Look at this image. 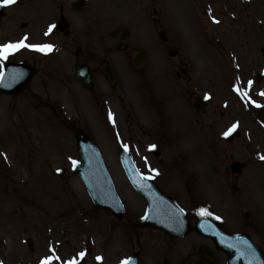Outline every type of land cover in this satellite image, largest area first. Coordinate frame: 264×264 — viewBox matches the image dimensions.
Segmentation results:
<instances>
[{"label":"rangeland","instance_id":"rangeland-1","mask_svg":"<svg viewBox=\"0 0 264 264\" xmlns=\"http://www.w3.org/2000/svg\"><path fill=\"white\" fill-rule=\"evenodd\" d=\"M119 1L86 0L82 12L72 11L74 0H16L6 6L0 44L27 36V43L56 47L50 53L23 48L0 60V72L10 62L39 70L23 94L0 96V133L16 144L9 150L0 144V189L10 195V201L0 196V261L41 264L59 256L52 264L73 259L120 264L139 253L140 264H206L199 248L213 244L193 229L184 239H172L138 226L146 203L121 166L125 145L141 172L183 208L193 227L203 217L198 210L207 208L213 215L206 217L228 232L248 234L264 253L262 117L235 91L239 85L264 105L259 95L264 80L255 82L264 73V0ZM61 16L70 23V34L55 28L46 36ZM212 19L219 21L217 28ZM161 30L166 43L158 37ZM170 49L176 57L168 56ZM139 52L148 56L143 70L133 65ZM81 63L93 74L92 91L76 79ZM106 63L116 75L114 88L101 74ZM181 68L188 69L190 82L178 76ZM197 100L207 103L205 113L195 110ZM236 122L241 136L226 142L223 132ZM74 129L85 131L100 149L126 209L123 220L95 207L80 183L72 163L80 161ZM153 144L157 147L150 149ZM26 153L29 160L21 165L15 158ZM234 163L246 167L234 175ZM31 166H45V181L34 183L35 189L28 181ZM20 180L26 181L22 187ZM245 212L253 216L250 225L243 221ZM220 257L226 264L227 256Z\"/></svg>","mask_w":264,"mask_h":264},{"label":"water","instance_id":"water-1","mask_svg":"<svg viewBox=\"0 0 264 264\" xmlns=\"http://www.w3.org/2000/svg\"><path fill=\"white\" fill-rule=\"evenodd\" d=\"M3 9L4 7H0V15ZM58 27L61 30L67 28L64 19ZM126 37L127 34H124L123 40ZM160 37L162 40L167 39L164 32L160 33ZM170 55L172 56L174 53L171 52ZM145 63L146 56L144 54L138 55L135 61L136 67L142 68ZM102 72L109 83L114 86L115 77L110 66H105ZM36 73L37 70L29 65L9 64L3 71L4 80L3 84H0V95L16 96L22 93ZM180 74L189 80L187 70L183 69ZM14 75L18 77L15 80L12 79ZM77 78L85 88L91 89L93 87V79L86 65H81L77 68ZM253 107L264 117L263 107ZM196 108H202V105L197 104ZM74 134L83 160V163H77L75 165L80 180L87 188L89 195L97 206L110 211L114 216L122 219L125 214L124 207L116 193L98 149L84 132L76 130ZM234 137H239V133L236 132L230 137H227V140L231 141ZM121 161L133 187L147 202L146 216L140 225L142 227L162 230L170 236L184 237L190 230V222L185 214L180 212V208L170 198L165 196L150 178H142L144 176L141 175L125 149H122ZM241 168L242 166L239 164H234L232 171L238 173ZM244 220L247 223L251 222L249 213L244 215ZM196 230L204 237H211L218 250L229 254L230 257L227 264H264L263 255L248 236L230 235L222 230L215 222L207 218H202L198 221ZM201 253L209 263H218L216 254L208 248L203 247ZM129 260L130 264H138L137 255Z\"/></svg>","mask_w":264,"mask_h":264},{"label":"snow or ice","instance_id":"snow-or-ice-1","mask_svg":"<svg viewBox=\"0 0 264 264\" xmlns=\"http://www.w3.org/2000/svg\"><path fill=\"white\" fill-rule=\"evenodd\" d=\"M16 3V0H0V7H4V6H11L14 5ZM215 19V18H214ZM217 23H219V21H216ZM56 28L55 24H50L48 26V30L45 32V35H49L53 32V30ZM27 36H25L23 39L19 40L18 42L15 43H6V44H0V60H7L9 59V56L14 54L16 51L23 49V48H28L31 49L33 51H38L41 53H50L55 49V45L51 44V43H43V44H32V43H27ZM17 76H13L12 79L15 80L17 79ZM3 80H4V74L2 72H0V84H3ZM252 85V81L248 82V86L249 88ZM235 91H237L238 93H241L244 97H246L248 99V101L250 103H252L253 105H255L256 107H264V105H260L256 100L252 99L249 95H248V91L244 90L242 92L241 88L239 85L235 86ZM259 95L264 96V91H261L259 93ZM205 99H210L209 96H205ZM111 117V113L109 114ZM239 128V122L233 123L226 131L223 132V135L225 137H230L231 135H233L234 133L237 132ZM128 146L125 145V148H127ZM150 149H155L157 146L155 144L150 145L149 146ZM261 160H264V155L260 156ZM73 165H76L78 163V161L73 160L72 161ZM151 171L156 172L157 175H159L158 170L156 169H151ZM57 171H60V169H57ZM143 179H148L149 177H142ZM199 215L201 216H212L213 213L210 212L207 208H200L199 210ZM180 212H183V209H180ZM216 219H221V217L216 216ZM53 251H55L53 249ZM80 257H84L85 253L81 252ZM60 257L59 256H48L45 259H43L41 261V264H52L53 260H59ZM98 260H102V257H97ZM0 264H3V261H0ZM69 264H78V262L73 259L72 261L69 262ZM122 264H130V260L129 259H125L124 261H122Z\"/></svg>","mask_w":264,"mask_h":264},{"label":"bare ground","instance_id":"bare-ground-1","mask_svg":"<svg viewBox=\"0 0 264 264\" xmlns=\"http://www.w3.org/2000/svg\"><path fill=\"white\" fill-rule=\"evenodd\" d=\"M127 1L128 0H120L117 3V5H124L125 3H127ZM41 132H43L42 129H41ZM0 144H2L4 146L5 150H7V149L9 150L11 147L16 145L13 143L12 139H9V140L6 139L5 140L4 131H2V133H0ZM15 159H17L21 165H24L25 163L27 164V161L29 160V155L26 153V154L22 155L21 158H15ZM34 165H35V163H34ZM30 168H31L30 177H29L28 181L31 180L32 182H30V183H33L31 189H35L36 188L35 184H37L39 182L42 184V182L45 181L44 177L42 176V173L45 172V166H43V168L41 166H31ZM13 169H14V167H13ZM12 176L17 177V175H12ZM25 182H26L25 180H20L18 187H22V185H24ZM122 183L125 185L124 181ZM0 187L2 188V185H0ZM0 196H2V199L10 201V195L4 189H2V190L0 189ZM34 207L36 208V206H34Z\"/></svg>","mask_w":264,"mask_h":264}]
</instances>
